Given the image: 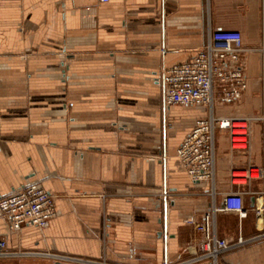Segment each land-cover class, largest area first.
<instances>
[{"label": "crops", "instance_id": "1", "mask_svg": "<svg viewBox=\"0 0 264 264\" xmlns=\"http://www.w3.org/2000/svg\"><path fill=\"white\" fill-rule=\"evenodd\" d=\"M214 29L242 33L226 66L240 78L215 82L207 106L166 104L162 69L188 61ZM263 49L264 0H0V196L34 185L56 210L21 232L0 219L9 250L0 264L184 260L200 218L173 227L166 188L220 208L239 188L247 215L221 209L214 230L244 242L221 261L264 264V175L234 185L232 162H217L213 189L191 181L175 154L198 118L245 116L250 147L233 158L264 167Z\"/></svg>", "mask_w": 264, "mask_h": 264}, {"label": "built area", "instance_id": "2", "mask_svg": "<svg viewBox=\"0 0 264 264\" xmlns=\"http://www.w3.org/2000/svg\"><path fill=\"white\" fill-rule=\"evenodd\" d=\"M242 39L239 30L214 29L206 46L194 52L188 61L163 68L160 84L165 103L204 106L211 104L215 82H226L231 76L236 79L241 76L237 69L228 73L226 66L228 61L236 62L239 59ZM262 118L264 119V114ZM250 122L249 117L221 116L214 113L198 118L175 150L191 181L211 182L215 189L212 181L217 162H232L229 178L234 185L246 184L249 180L264 175V167L250 161L236 164L233 158L234 155L249 150ZM207 193L211 194V191ZM242 194L239 188L227 191L220 208L215 204H206L207 195L202 192L180 193L168 189L162 191L169 215L173 218V227L192 229L193 217L200 218V228L189 241V257L175 263L165 261L163 264H222L221 255L242 244L244 238L242 235L218 236L214 230L215 214L222 209L245 217L247 210ZM55 214L54 196L42 187L24 185L11 194L0 196V219L5 220L8 230L21 232L31 225L45 227ZM7 253V240L0 238V256ZM82 262L83 260L77 259L75 264H84Z\"/></svg>", "mask_w": 264, "mask_h": 264}, {"label": "rangeland", "instance_id": "3", "mask_svg": "<svg viewBox=\"0 0 264 264\" xmlns=\"http://www.w3.org/2000/svg\"><path fill=\"white\" fill-rule=\"evenodd\" d=\"M144 152L143 151H140V150H137L136 152H135V155H136V157H144ZM155 156H157V155H159V154H154ZM155 156H151V157H153L152 159H155ZM161 157H163V155L161 154V155H159V156H157V158L159 159V158H161ZM167 189V188H166ZM165 190V189H164ZM164 190H162V191H164ZM169 190V189H168ZM162 191H160L159 193H161ZM170 191H172V190H170ZM175 192H178V191H175ZM81 259V258H80ZM82 260V259H81ZM86 261V260H85ZM82 263H84V262H82ZM58 264H60L59 262H58ZM66 264H71V263H66ZM85 264V263H84Z\"/></svg>", "mask_w": 264, "mask_h": 264}]
</instances>
